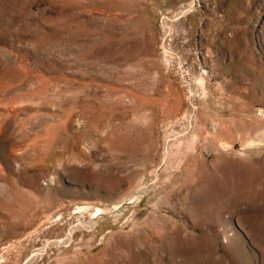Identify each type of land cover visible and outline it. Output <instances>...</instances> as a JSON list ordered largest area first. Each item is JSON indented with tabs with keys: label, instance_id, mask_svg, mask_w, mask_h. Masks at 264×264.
I'll return each mask as SVG.
<instances>
[{
	"label": "rangeland",
	"instance_id": "374dc122",
	"mask_svg": "<svg viewBox=\"0 0 264 264\" xmlns=\"http://www.w3.org/2000/svg\"><path fill=\"white\" fill-rule=\"evenodd\" d=\"M0 264H264V0H0Z\"/></svg>",
	"mask_w": 264,
	"mask_h": 264
}]
</instances>
